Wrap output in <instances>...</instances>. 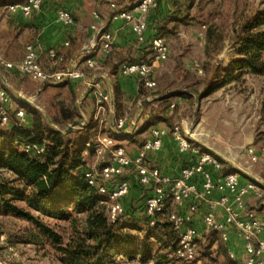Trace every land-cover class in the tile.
Here are the masks:
<instances>
[{
  "label": "rangeland",
  "instance_id": "obj_1",
  "mask_svg": "<svg viewBox=\"0 0 264 264\" xmlns=\"http://www.w3.org/2000/svg\"><path fill=\"white\" fill-rule=\"evenodd\" d=\"M110 1L116 2L120 7L133 8L141 0ZM110 1L68 0L74 5L79 4L88 13L81 22L83 41L89 39L87 28L92 21V11L98 7L105 16H108L112 10L108 4ZM196 2L189 11L179 12L180 15H187L185 20H169L163 23L166 29L161 30L160 33L169 43V56L164 62H159L155 66L156 87L146 88L143 95L135 98L131 108L127 110L128 118H133L142 102L146 100L138 118L143 121L138 120L137 126L147 120H153L155 116H162L157 123L162 122L169 126V129L175 124L181 125L183 131L191 134L198 144L200 142L203 146L210 148L217 157L231 165V162H235L240 166L245 179H248L246 174H249L261 184L262 197L251 203H255L254 205L258 207L261 202L264 204V162L261 160L250 164L247 162V156H242V152L248 146H252L259 155L264 154V75L252 76L248 72L240 78L224 80L233 67V59L238 56V39L243 34V27L258 14L264 13V0H196ZM261 29L264 30V25ZM141 50L140 56H143L145 60L152 57L151 49L147 45L146 49ZM119 54L121 53L111 56L110 68H118L117 59L122 56ZM132 58L135 57L131 56ZM18 77L25 82L24 93L32 97V103L38 106L36 110L50 125L64 129L51 119V116L57 114L55 106L60 100H63L66 107L75 108L78 114L76 119H81L79 114L83 106L80 103V92L75 93L74 90L69 89L70 87H65L44 90L37 94L35 90L40 86L39 84L26 77ZM47 116L51 122L48 121ZM80 126L75 127L72 137H82L90 143V146L84 150L85 154L86 152L89 154L86 155L87 165L98 168L107 158H103L104 155L88 152L92 149L91 146L96 140L99 129L90 130L86 125ZM149 131L137 134L136 142L143 145ZM249 138H253L252 143ZM116 141L120 143L117 139ZM124 176L136 178L134 168L125 169ZM131 186L137 193L133 192L129 196L127 194L124 203L137 205L140 191L135 181ZM25 202V199L17 201L23 207L26 206ZM100 203L106 207V212L109 214L110 203L102 196H100ZM69 211L73 213L72 216L63 220L38 210L32 212L67 240L74 234L75 224L72 218H78L77 224L83 228L81 224L85 216V213L76 212L74 208H70ZM129 219L124 217L121 220L126 230L139 234L141 237H147L148 228L145 227L144 222L137 219L134 223L133 219ZM131 226L144 227V231L130 228ZM10 247L19 252V257L9 258V261V254L5 249ZM114 258V264H159L153 258L141 260L140 255L128 258L117 254ZM57 259L56 248L35 224L0 212V260L14 264H42L43 262L59 264ZM229 260L225 243L218 236H212L200 241L198 256L193 264H226ZM169 264L186 263L176 258L173 253Z\"/></svg>",
  "mask_w": 264,
  "mask_h": 264
},
{
  "label": "built area",
  "instance_id": "obj_2",
  "mask_svg": "<svg viewBox=\"0 0 264 264\" xmlns=\"http://www.w3.org/2000/svg\"><path fill=\"white\" fill-rule=\"evenodd\" d=\"M44 0H22L0 5V16L9 13H21L31 16L42 8ZM110 1V0H109ZM158 5L157 0H141L133 8L114 12L112 20H123L122 29L129 28L138 42L147 45L152 57L141 61H124L118 67V73L126 76H137L144 81L148 89L157 85L154 77L156 62H164L170 52L169 43L161 33L148 38V14ZM110 6L117 7L110 1ZM58 20L64 25H73L75 16L67 9L58 10ZM92 31L88 41L83 45L82 55L77 60L66 62L58 70H47L41 63L42 49L31 42L26 45L25 56L19 61L2 60V64L13 71L28 76L39 82V91L48 83H60L67 80H82L94 98V110L101 118L110 108L114 111L111 101L113 95L106 89L102 78L109 73L98 74L99 63L97 55L106 57L119 50L117 34L108 26V19L100 8L92 11ZM65 46L70 41H65ZM49 58L55 62H65V56L57 48L47 49ZM101 77V78H98ZM27 99H29L27 97ZM13 100L5 88H0V123L8 124L11 120ZM15 117L18 124H27V113L23 107L17 106ZM138 118L129 119L120 116L113 120L118 135L123 136L134 131ZM139 122V121H138ZM87 125V122H83ZM150 137L143 143L136 155H132L127 147L116 141L113 136L98 133L92 150L97 155L107 158L100 166H88L84 176L88 183L97 187L98 193L110 203L109 217L116 221L126 213L122 199L131 190V177L124 176L125 169L134 168L137 182L149 192L145 200V212L149 216L148 225L154 226L158 219H168L178 234V246L175 256L181 261H195L199 252V243L206 235L217 234L228 247L231 234L242 240L244 254L241 264H264V215L260 205L253 206L248 200L250 193L257 198L262 197V186L251 178L242 176V169L233 165V169L224 171L223 162L206 146L198 144L191 134L184 132L179 124L169 129L163 126H153ZM178 142L180 153L190 152L194 158L182 166L178 174L163 172L158 166L151 164L148 153L159 150L166 135ZM14 145L26 152L43 154L45 143L30 142L20 138ZM90 146V144H89ZM242 156H247L250 164L263 161L264 154L259 155L252 146L243 150ZM253 177V176H251ZM244 179V180H243ZM200 182V185H199ZM196 215L201 216L203 229L194 222ZM231 260L238 259V253L228 247ZM10 258L19 257V252L10 247ZM3 261L0 260V263Z\"/></svg>",
  "mask_w": 264,
  "mask_h": 264
},
{
  "label": "trees",
  "instance_id": "obj_3",
  "mask_svg": "<svg viewBox=\"0 0 264 264\" xmlns=\"http://www.w3.org/2000/svg\"><path fill=\"white\" fill-rule=\"evenodd\" d=\"M171 3L174 10L166 15L164 23L169 20H185L187 15H180L179 12L189 11L197 2L196 0H171ZM108 4L110 6L109 2ZM111 9L109 18L118 10L130 8L120 7L117 4L116 8L111 7ZM263 25L264 13L258 14L244 25L243 34L238 39V56L233 59V67L228 71L224 81L240 78L248 72L264 75V30L261 29ZM114 55L116 54L112 53L106 58ZM141 60L145 58L139 56L129 61ZM145 90L144 81L140 79L138 95H143ZM120 99L121 92L115 86L116 118L125 114L124 105ZM55 107L57 114L51 116V119L59 127H66L78 116L75 108L66 107L63 100L57 102ZM31 115L32 118H28L27 115L31 126L18 124L15 114L11 115L8 124L0 123V212L35 224L49 238L56 248L58 259L63 264H114V257L117 254L128 258L140 255L141 260L153 258L159 264H169L171 254L178 246V234L168 219H158L156 225H148L149 216L145 212L148 190L141 186L134 176H131L132 185L135 181L140 191L138 197L140 199L137 205L124 203L122 199L126 213L120 215L116 221H112L106 212V207L100 203L101 195L97 187L89 184L84 176L87 168V156L84 150L89 147L86 144L88 141L82 137L73 138V132L62 133L46 122L37 110L31 112ZM161 119L162 116H155L153 120H147L138 126L131 135L132 140L136 141L137 134L149 131L151 126H155V123ZM87 127L90 130L98 129L94 121L89 122ZM117 137L114 136L115 139ZM17 138L45 143L46 151L43 154L26 152L14 145ZM89 151L91 154L94 152L92 149ZM219 159L224 164V171L233 169V165ZM21 199H25V207L17 203ZM70 208H74L76 212L85 213V216L81 224L83 228L77 224L78 218H72L75 224L74 234L67 240L32 212L38 210L63 220L72 216ZM124 217L133 219L134 223L137 219L143 221L148 228L147 237H141L139 234L126 230V226L121 221ZM130 228L144 231V227L140 226ZM212 236L206 235L204 239ZM185 263L193 264V261ZM234 263L231 259L226 262V264Z\"/></svg>",
  "mask_w": 264,
  "mask_h": 264
},
{
  "label": "crops",
  "instance_id": "obj_4",
  "mask_svg": "<svg viewBox=\"0 0 264 264\" xmlns=\"http://www.w3.org/2000/svg\"><path fill=\"white\" fill-rule=\"evenodd\" d=\"M16 0L15 2H18ZM22 1V0H20ZM14 2L11 0H0V5ZM69 9L72 13H75V23L73 25L67 26L64 25L62 22L58 20V10L60 8ZM98 8V7H97ZM173 5L171 0H158V7L153 9L148 14V22L149 28L147 31L148 38L153 37L156 33H160L161 30L164 31L166 29V25L163 24L166 15L170 14L173 11ZM88 13L80 7L79 4H72L69 3L68 0H44L42 8L40 10L35 11L31 16H23L21 13H9L6 16H0V88H5L7 92L10 94L13 100L12 112L11 115L14 116L15 111L17 110V106H21L26 110L28 118H32L31 112L36 111L38 106L31 101L32 97H29L25 90V82L21 81L18 76L26 77L28 80L39 82L32 80L28 76L22 75L16 71L10 70L6 68L1 62L2 60L6 61H19L22 60L25 56V48L28 43H35L42 49V57L41 63L42 65L50 71L58 70L61 66L65 65L67 62H72L73 60H77L82 55V48L84 43L87 41H83L84 37H82L81 30L83 28V24L81 22L84 20L85 15ZM108 19V26L117 34V43L119 45V50L114 52V54L121 53L118 58L117 65L121 64L124 61L131 60L132 57L138 58L142 52L141 49H146V45L141 44L138 42L135 34L129 29H122L123 20H112L108 16H105ZM92 22V21H91ZM92 31L90 26L87 28V35L88 38L90 37ZM70 41L69 46H65V41ZM141 44V46H139ZM50 47H55L57 50L65 56V62L59 63L51 60L47 54V49ZM113 57V56H112ZM111 58L107 59L106 57L102 56L101 54L97 55V60L99 63V68L97 69L98 74L102 73H109V76L106 78H102L101 80L104 81L106 89L113 95L111 101L114 104V111L110 108L106 111V113L101 117L98 118L95 114L94 110V98L93 95L89 92L88 95L81 100L84 92L87 90L84 82L82 80H67L66 82L60 83H48L42 86V90L39 91V87L35 90L37 94L42 93L44 90L49 91V89H61L65 87H70L69 89L73 88L75 93H79V98L81 100L83 108L80 110L81 120L80 125H84L83 122H96L98 126V133L108 134L110 136H118L117 140L124 144L127 149L131 152L132 155H136L142 145L140 142L132 141L131 135L137 128L128 133L126 135L120 136L117 134L116 129L113 125V120L116 119L117 110L115 109L114 97H115V86H117L121 92V99L120 101L123 103L124 114L125 117L128 118V109L131 108V105L135 98H137L139 93V82L140 78L137 76H126L123 74L118 73V68H110L109 64L111 62ZM123 59V60H122ZM117 62V61H116ZM230 63V61H227ZM159 62H156V66ZM119 67V66H118ZM249 75L256 76L257 74L248 73ZM101 78V77H98ZM73 85H72V84ZM40 85V84H39ZM73 87H72V86ZM29 98L30 103H27L22 98ZM126 107V108H125ZM139 110V108H138ZM138 110L135 116L131 119L139 118L140 114L138 115ZM27 118V125L31 126V121ZM48 119V117H47ZM130 117L128 118V120ZM74 120V121H75ZM142 122V119H138ZM30 121V122H29ZM49 121V120H48ZM73 121V122H74ZM51 122V121H49ZM71 122V124L73 123ZM70 123L64 127V129H60L62 133L68 132H75V127L73 130L64 132V130L68 129L71 125ZM77 125L78 127H81ZM86 125V126H87ZM164 125V126H163ZM104 126V128H103ZM155 126H163L166 127L167 125L163 124L162 122L157 123ZM166 128H169L167 126ZM91 130H94L93 128ZM151 131V130H150ZM147 136V139L150 137L151 133ZM249 141L253 142V138H249ZM142 142V141H141ZM251 142V143H252ZM130 143V145H128ZM250 143V144H251ZM87 146H89V142H86ZM199 144H201L199 142ZM203 145V144H201ZM246 145V144H245ZM245 145H241L244 147ZM240 146V145H239ZM89 153V152H88ZM85 154V153H84ZM85 155H89L86 154ZM194 158L190 152L180 153L178 151V142L172 137V135H166L163 139L162 147L153 152L148 153V159L151 163L157 164L165 173L176 175L180 171L181 167L186 165ZM231 161V160H229ZM232 165H236L235 162H231ZM248 178H251V175L246 174ZM244 180V179H243ZM200 185V182H199ZM137 193L136 189H133L131 186L130 193ZM126 198V197H125ZM125 198L123 201L125 202ZM127 199V198H126ZM259 199L254 194L250 193L248 195V200L252 203L254 200ZM255 204V203H254ZM254 204H252L254 206ZM264 204L260 203L261 212L264 215ZM194 222L197 227L201 230L203 229L202 218L199 215H196L194 218ZM264 238V233L262 234ZM228 247L233 248L238 253V259L234 261V264H241L244 249L242 240L237 237L236 234H231V242L228 244ZM227 247V248H228ZM8 252V260L10 261L11 251L10 248L5 249ZM242 252V256H241ZM17 259V258H16ZM7 260V261H8ZM15 261V259H13ZM59 264H63L59 259H57ZM0 264H14L10 262H2ZM46 264V263H42Z\"/></svg>",
  "mask_w": 264,
  "mask_h": 264
},
{
  "label": "water",
  "instance_id": "obj_5",
  "mask_svg": "<svg viewBox=\"0 0 264 264\" xmlns=\"http://www.w3.org/2000/svg\"><path fill=\"white\" fill-rule=\"evenodd\" d=\"M89 91H90V90L87 89V90L84 92L83 96L81 97V100H83V99L88 95ZM22 98L24 99L25 102L30 103V100H29V99H27V98H25V97H23V96H22ZM145 101H146V100H144V101L142 102V104H141V106H140V109H139V112H138V115L140 114V112H141V110H142V108H143V106H144ZM47 117H48V116H47ZM48 120L51 121V119H50L49 117H48ZM81 123H82L81 120H75V121H74V122L68 127V129L64 130V132H68V131L73 130V128H74L75 126L80 125ZM251 179L254 180L253 177H251ZM254 181H255V180H254ZM256 182H257V181H256ZM260 185H261V184H260Z\"/></svg>",
  "mask_w": 264,
  "mask_h": 264
}]
</instances>
